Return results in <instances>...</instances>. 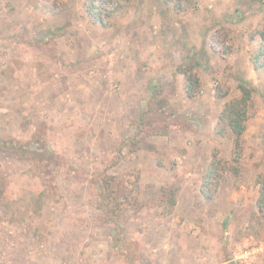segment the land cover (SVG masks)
Instances as JSON below:
<instances>
[{
    "label": "rangeland",
    "instance_id": "1",
    "mask_svg": "<svg viewBox=\"0 0 264 264\" xmlns=\"http://www.w3.org/2000/svg\"><path fill=\"white\" fill-rule=\"evenodd\" d=\"M263 33L264 0H0V264H264Z\"/></svg>",
    "mask_w": 264,
    "mask_h": 264
},
{
    "label": "trees",
    "instance_id": "2",
    "mask_svg": "<svg viewBox=\"0 0 264 264\" xmlns=\"http://www.w3.org/2000/svg\"><path fill=\"white\" fill-rule=\"evenodd\" d=\"M86 11L90 15V18L91 16L93 17V22L101 21V17L99 16L100 12L97 11L94 1L88 4ZM262 41V47H260L253 55V64L258 70L264 68V33L262 34ZM239 88L241 90V96L227 101L219 116L220 122L226 123L230 131L234 134L236 147L241 145L242 137L247 129L250 104L253 94L257 90L248 81H242L239 85ZM187 92L188 95L193 96V93L189 87H187ZM215 167L213 165L212 168H210L212 177L213 175L215 176V171L217 170ZM203 191L206 192L204 189Z\"/></svg>",
    "mask_w": 264,
    "mask_h": 264
},
{
    "label": "crops",
    "instance_id": "3",
    "mask_svg": "<svg viewBox=\"0 0 264 264\" xmlns=\"http://www.w3.org/2000/svg\"><path fill=\"white\" fill-rule=\"evenodd\" d=\"M163 65H161V67H162ZM169 67H171V68H173V70H174V72H173V70H172V72H168L169 73V75L167 76V77H174V75H175V73L177 72V67H175L174 66V64H172V65H168ZM178 73V72H177ZM176 73V74H177ZM176 80H179V78H176Z\"/></svg>",
    "mask_w": 264,
    "mask_h": 264
},
{
    "label": "built area",
    "instance_id": "4",
    "mask_svg": "<svg viewBox=\"0 0 264 264\" xmlns=\"http://www.w3.org/2000/svg\"><path fill=\"white\" fill-rule=\"evenodd\" d=\"M251 252L250 251H246L245 253H244V257H248V255L250 254Z\"/></svg>",
    "mask_w": 264,
    "mask_h": 264
}]
</instances>
